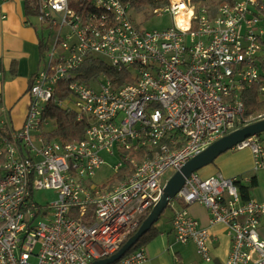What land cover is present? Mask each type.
Returning <instances> with one entry per match:
<instances>
[{
  "label": "built area",
  "instance_id": "built-area-1",
  "mask_svg": "<svg viewBox=\"0 0 264 264\" xmlns=\"http://www.w3.org/2000/svg\"><path fill=\"white\" fill-rule=\"evenodd\" d=\"M36 2L38 22L57 34L53 45L46 43V66L29 87L23 128L13 130L0 110V264H92L113 256L138 231L187 162L264 120L248 117L243 100L260 78L264 0L215 6L179 0L153 12L175 18L160 31L137 26L125 0H85L79 10L71 0ZM184 7L186 27L176 19ZM91 57L125 70L132 82L106 75L78 80ZM63 89L67 96L59 99ZM50 105L88 123L83 140H48L55 127L45 118ZM244 149L253 153L255 169H264L259 137L233 148ZM130 151L145 152L143 160ZM105 157L119 161L115 173L129 166L132 175L114 187L111 179L96 184ZM238 181L197 172L169 203L176 242L192 243L204 262L212 261L211 235L189 213L194 203L207 209L210 226L227 228V264H264V202L244 201ZM41 190H54L57 200L38 206L33 194ZM147 260L142 247L118 264Z\"/></svg>",
  "mask_w": 264,
  "mask_h": 264
},
{
  "label": "crops",
  "instance_id": "crops-1",
  "mask_svg": "<svg viewBox=\"0 0 264 264\" xmlns=\"http://www.w3.org/2000/svg\"><path fill=\"white\" fill-rule=\"evenodd\" d=\"M38 24L37 19L28 20L25 0H0V71L3 72L0 110L4 111V119L13 130L24 126L30 103L27 93L34 76L43 69L45 54H42L41 42L47 41ZM261 139L264 149V133ZM218 173L226 178H237L245 186L251 185L254 179L256 186L251 190L250 198L264 202V169H255L251 150L232 149L199 171L202 178ZM188 211L203 227L209 228L212 261L204 262L192 243L184 245L182 252L173 251L177 242L171 215V228L167 234L156 226L161 234L146 246L148 260L143 264H227L231 249L227 228L221 224L210 226L209 212L200 203L188 206ZM260 236L264 240V223Z\"/></svg>",
  "mask_w": 264,
  "mask_h": 264
},
{
  "label": "trees",
  "instance_id": "trees-1",
  "mask_svg": "<svg viewBox=\"0 0 264 264\" xmlns=\"http://www.w3.org/2000/svg\"><path fill=\"white\" fill-rule=\"evenodd\" d=\"M85 0H80L78 3L71 2V6L73 8H79L81 7V4L84 3ZM193 4H199V3H206L207 5L215 6L219 4V1H215L211 4H208V0H190ZM224 1V0H223ZM125 2L130 3V7L133 9L138 10L139 12H143L148 16V14H151L155 10L158 9H164L171 5L170 0H125ZM25 10L27 18L30 22H32L33 19H37V2L36 0H25ZM152 15H154L152 13ZM32 24V23H31ZM39 28H45L46 27L43 24H38ZM33 26H37V24L33 23ZM45 47L46 42H41V48H42V54L44 56L45 54ZM264 52V49H263ZM259 69H260V78L258 82L255 84L254 87L251 89L245 91L243 93V100L246 104L247 113L246 115L248 117L250 116H257L264 113V95H259V89L264 88V56L259 58ZM78 76L77 79L81 80L82 82H88L92 79L97 78L98 76L106 75L109 78L118 81L119 84H127L131 83L132 79L129 76V73L125 70H118L116 68H113L109 64H107L105 61L91 57L88 58L83 65L80 67V69L77 71ZM63 82H61V87H63ZM67 96V92L60 91L57 93V97L59 99H64ZM45 118H51L55 123V127L52 129V132L47 134L48 140H59L63 143L68 142H76L81 141L84 138L85 131L87 129L88 123L86 121H77V116L71 112L64 111L61 109L58 105H50ZM260 141L261 136L259 137ZM129 154L133 157H136L139 160H143V157L145 155V152H132L130 151ZM133 173V170L129 166L123 167L119 172L115 174L112 181L110 182V186L114 187L121 183L125 178L131 176ZM237 187L239 189L240 195L244 201H249L250 198V192L253 188L256 186V182L253 179L251 185L245 186L241 185L240 182H238ZM161 232L159 229H157L156 224L146 233L144 234L139 241L135 244V246L126 254V256H129L130 254L134 253L138 249L142 247L148 246L152 241H154ZM118 264V263H116Z\"/></svg>",
  "mask_w": 264,
  "mask_h": 264
},
{
  "label": "water",
  "instance_id": "water-1",
  "mask_svg": "<svg viewBox=\"0 0 264 264\" xmlns=\"http://www.w3.org/2000/svg\"><path fill=\"white\" fill-rule=\"evenodd\" d=\"M263 133L264 120L234 131L226 137L216 141L200 155L187 162L181 170L170 179L163 191L160 201L143 221L138 231L131 238H129L128 241L113 256L104 260L95 261L92 264L118 263L135 246L139 239L159 221L161 215L167 209L170 201L177 197L178 193L184 187L186 180L189 179L191 175L212 164L219 156L232 150L243 141L252 137H259Z\"/></svg>",
  "mask_w": 264,
  "mask_h": 264
},
{
  "label": "rangeland",
  "instance_id": "rangeland-1",
  "mask_svg": "<svg viewBox=\"0 0 264 264\" xmlns=\"http://www.w3.org/2000/svg\"><path fill=\"white\" fill-rule=\"evenodd\" d=\"M73 3H78L80 0H71ZM87 1H92V0H87ZM171 4L174 3L173 0H170ZM215 1H223V0H208L207 3L211 4ZM132 18L137 26H139L143 30L147 31H155V30H163L169 27H172L174 25L175 18L172 13L170 12H162L160 15H152L144 14L142 12H139L136 9L131 8L130 9ZM42 33L45 36V39L47 43L50 45H53L54 43V37L57 34L56 30H50V29H45L42 28L40 29ZM264 56V52L262 53L261 57ZM46 66V59L44 58V63L43 67ZM96 88V86H94ZM261 115H264L261 114ZM262 135V134H261ZM260 135V136H261ZM105 165L96 172L95 176L93 177V181L96 184H104L107 180L113 179L115 176L114 168L118 166L119 161L116 158H111V157H105ZM199 173V172H198ZM33 199L34 201L38 204V206H46L48 204L54 203L57 200V194L54 190H41L37 191L33 194ZM170 205H168L167 209L164 211V213L161 215L159 221L156 223V226L158 228H161L162 231L166 232L170 230L171 228V222H170V217L172 215L170 208ZM171 238H174L172 235ZM176 240V239H175ZM184 245H181L177 243V245L174 246L173 251H181L183 249ZM35 262V260H32Z\"/></svg>",
  "mask_w": 264,
  "mask_h": 264
},
{
  "label": "bare ground",
  "instance_id": "bare-ground-1",
  "mask_svg": "<svg viewBox=\"0 0 264 264\" xmlns=\"http://www.w3.org/2000/svg\"><path fill=\"white\" fill-rule=\"evenodd\" d=\"M177 1H179V0H173L174 3L177 2ZM186 10H187V8L184 7L183 8V11L177 13V17H176L178 24L180 26H183V27H186L187 26V19L185 17Z\"/></svg>",
  "mask_w": 264,
  "mask_h": 264
}]
</instances>
